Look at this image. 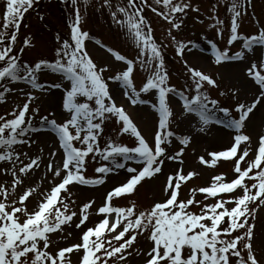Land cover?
Instances as JSON below:
<instances>
[{"label":"snow or ice","instance_id":"snow-or-ice-1","mask_svg":"<svg viewBox=\"0 0 264 264\" xmlns=\"http://www.w3.org/2000/svg\"><path fill=\"white\" fill-rule=\"evenodd\" d=\"M37 3L3 0L0 11V104L8 103L16 92L26 98L0 115V264H264V246L257 251L252 222L264 208V134L252 148L251 137L244 132L255 112L264 108V56L255 55L257 50L264 51V25L251 34L239 31L252 0H216L212 6L211 27L221 39L226 21L216 13L222 6L230 13L227 46L221 49L209 41L214 63L247 61L243 71L251 100L232 108L210 95L208 86L218 87L211 75L183 60L192 42L172 35L182 28L187 10L200 11L191 0H101L100 9L108 10L112 23L136 51L129 58L95 40L119 62L115 67L98 65L86 46L91 36L82 27L81 3L86 9L89 0H62L74 13L68 36L57 33L51 58L24 60V51L34 45L25 37L17 51L18 38L25 14ZM145 9L171 26L167 35L188 74L183 88L170 83L165 45L156 41ZM238 42L240 49L231 52ZM137 71L147 73L139 88L134 82ZM56 91L60 93L59 116L51 111L37 126L34 121L40 108H31L39 99L37 93ZM120 93L132 106H148L154 113L151 140L118 103ZM233 95L238 99L235 91ZM173 104L179 105L186 132L173 128ZM109 122L117 126L118 136L127 134L134 144L112 137L102 144ZM212 125L230 130L231 143L224 150L208 151V159L198 156V161L211 168L221 160L231 161L232 177L215 174L209 184L191 187L188 197L181 199L182 187L198 175L195 170L185 172V150L196 134L206 135ZM41 131H50L54 137L46 164L42 155L25 150L38 143L34 134ZM90 161L102 162L95 167L94 177L86 175ZM166 161L178 166L166 172ZM36 170H44L39 182L32 177ZM121 170L124 180L106 191L100 205L91 199L77 206L78 211L73 207L76 200L69 186H102L110 174L119 175ZM49 175V188L44 189ZM160 176L164 182L159 200L147 206L135 200L126 206L114 204L115 199L137 192L142 182ZM200 194L202 200L197 199ZM93 216L99 219L92 220ZM140 237L148 242L147 248L137 246Z\"/></svg>","mask_w":264,"mask_h":264},{"label":"rangeland","instance_id":"rangeland-1","mask_svg":"<svg viewBox=\"0 0 264 264\" xmlns=\"http://www.w3.org/2000/svg\"><path fill=\"white\" fill-rule=\"evenodd\" d=\"M60 1V0H55ZM256 3L252 1V5L254 7L248 9V14L243 18L241 21L242 24H252V26L255 25V19L262 18L264 19V0H254ZM150 2L154 3V0H150ZM216 2V0H191V4L193 7L197 6L201 12V16L199 17V12L192 11L191 9L187 10L186 15L183 16V26L180 30H173L172 35L177 37V40L183 41L185 43L189 42V40H192L195 38V40L200 39L203 36L206 35H213L214 37H217L219 39V36H217L216 29L211 27V24L213 21L210 19V17L213 15L212 12V6ZM53 10L47 11V9H43L46 19L44 18L43 21H40V14L33 17V24L39 28L33 31L37 44L42 43V46L44 44L46 45V48L42 52L50 51L49 47H51L53 50L56 49L57 43H56V35L57 33H61L60 35L62 37H67L66 31H64L63 27L65 26L64 22L66 21V16L70 17L71 11L68 9H61L60 5L57 2H54ZM101 3V0H89L88 6L85 9L83 3H81V9H82V15L84 17L82 21V27L85 28L89 33L90 36H95L98 39L102 40L103 42L111 45L116 50L121 52L124 55L129 56L130 58H133L136 55V51L134 48V45L132 42L125 36L124 32L117 28L116 25H114L111 21L109 12L107 9H100L99 5ZM38 10H41L40 8L34 10V13H37ZM258 13L261 15H255L253 18L252 14ZM221 19H224L226 21L225 25V32H224V38L227 39L229 32L227 31V21L230 16V13H227L224 9V7H220L218 13ZM145 15L147 17L148 22H150L154 32L153 35L158 43L161 45H165L164 47V53H165V59H166V66H172L171 68H168L171 70L172 76H174V79L176 80V83L179 82L180 77L185 78L184 80H188V74L185 68H176L178 65L174 64L172 58H175L176 52H175V45L171 41V39L167 35V30L171 27L166 21H164L162 18L156 16L154 13H152L150 10L145 9ZM26 19V18H24ZM48 21L49 23H52L53 26L56 28H59V30H62L63 32H56L51 29L44 28L42 24ZM31 28V25L29 29ZM43 29V30H42ZM249 28H246V30ZM251 28L250 30H252ZM227 36V37H226ZM224 43L226 40H222ZM193 45H195L193 47ZM86 46L88 48L89 53L94 58V62H96L98 65H113L115 67L116 64L119 62L114 61V57L106 53L104 50H102L100 47H98L96 44H94L91 41L86 42ZM210 47L207 44H190L189 49L185 51L184 54V60L188 61V64L198 68L199 70H202L205 72V74H209L217 81L218 87L212 88L211 86H208L209 93L213 98H218L221 101V105H229L230 107H233L237 102H244L246 99L250 102L251 95L247 93L248 88V82L244 75V64L245 62H236V63H230V64H221L216 65L214 62L211 61V54L209 50ZM35 51L38 54L39 53L36 49ZM168 55V57H167ZM196 55H203L206 57L205 61L203 63L199 62L200 59L196 58ZM262 55L259 54L257 57H260ZM51 58V57H49ZM251 58V57H250ZM187 74V75H186ZM138 76L143 80L147 73H144L142 71H137L135 73V81L138 83ZM47 80H51L52 77H47ZM187 82V81H183ZM179 84V83H178ZM19 87H23L21 84ZM110 87L115 88V84L110 83ZM236 92L238 94L237 96L233 95V92ZM221 92L227 93L226 96H220ZM59 96L58 103H55L54 96ZM54 94L50 95H41L37 93L39 96V99L34 102L31 105V108H35L39 106L41 108V112L45 113L46 115L49 114L51 111H55L57 113V116H59V113L61 111L60 108V93L56 91ZM53 95V97H52ZM116 99L118 103H121L125 106L127 112L133 117V121L138 125V127L142 130L143 134L146 135V137L151 140V133L152 132H146V126L141 125L139 123H142V121L147 120V118L152 119V126L151 130L153 131L156 123V117L154 116V113L148 108V106H132L129 101L124 99L122 93L118 94L116 96ZM26 102V98L19 92H16L12 94L9 97V102L6 104H0V110L4 112L10 111L13 107H15V104H23ZM173 108L176 110V116L174 117L175 123L173 125L174 130L177 132H186V121L182 120L179 112L180 108L178 104H173ZM264 110V108H263ZM31 114V113H30ZM257 111L255 114L251 117V122L247 124L246 126V132L249 133L251 137V145L252 148L256 147L257 139L261 134H264V111L261 114V116L258 118L256 116ZM10 118V117H9ZM40 118H36L34 123H38ZM115 127L116 125H112ZM111 134V131H108ZM114 133V137L117 138V133ZM222 133H227L228 142L226 144H223V138ZM231 137L232 132L230 130L224 129L220 126L212 125L208 131V133L205 134H196L194 136L192 144L185 150L184 154V170L185 172L189 170H195L198 175L194 177L191 181H189L186 185L182 187V194L181 199H186L188 197L189 189L193 186H206L210 183L211 177L215 174H226L229 179H231L233 174V162L231 163H225L219 161L217 166L215 168L203 166L198 161V156L204 155L206 159L209 157L207 156L208 151H219L226 149L230 143H231ZM123 140H121L122 143H128L126 138L122 137ZM34 139L38 141L37 144H34L31 149H28L25 147V150H27L30 155H42L43 156V163L46 164L49 159V153L53 150V148L49 147V145L54 144V137L46 131H41L39 133L34 134ZM119 141V140H118ZM44 149L43 153L39 152L40 148ZM207 150V151H206ZM251 150V149H250ZM251 152V151H250ZM251 156V155H250ZM60 159L59 154L56 157V160L58 161ZM250 159V158H248ZM99 162V161H98ZM95 163V162H94ZM100 163V162H99ZM178 165L176 162H165V168L164 170L167 172L170 169L176 168ZM201 167V168H200ZM44 175V170H36L34 173H32L33 180L36 182H39V179ZM125 173L123 170H121L119 175H112L110 174L108 177V180L106 182V185L98 188V189H85V188H79L78 186H71L70 191L72 193V198L76 200V205L73 207L77 208L79 205H82L84 202H87L88 200L95 199L97 202V205H100L103 201L104 195L107 190H110L113 185L118 184L119 181L124 180ZM51 180V176L49 175L48 179L44 181L42 187L44 189L49 188V182ZM31 182V181H29ZM163 182L164 177L160 176L158 179L155 180H146L142 182V185L138 189L137 192L132 194L131 196L124 197V198H118L116 204L117 206H126L129 204L130 201L135 200L138 205L140 206H147L151 204L153 200H159L162 195V188H163ZM94 190H99L98 193H94ZM150 192H153L154 194H151ZM156 195V196H155ZM203 194H200L197 196L198 200H202ZM150 200V202H149ZM191 210L199 212V208L193 207ZM96 217V216H93ZM92 220H98L99 217H96V219ZM255 223V238H254V245L259 252L260 248L264 246V208H261L256 213V219L252 221ZM71 230V229H69ZM55 239V237H53ZM73 240H69L67 243H72ZM65 242H61V246H63ZM141 248H147L148 242L143 238H139V244L137 245ZM73 259H75V256L73 255ZM135 260L136 258H131Z\"/></svg>","mask_w":264,"mask_h":264},{"label":"bare ground","instance_id":"bare-ground-1","mask_svg":"<svg viewBox=\"0 0 264 264\" xmlns=\"http://www.w3.org/2000/svg\"><path fill=\"white\" fill-rule=\"evenodd\" d=\"M195 57L198 58V59H200L199 62H201V63H203L205 61V59H206V57L203 56V55H196ZM56 95H57V93H56ZM52 97H53V95H52ZM54 99H55L54 100L55 103H58L59 96L58 95L56 97L54 96ZM263 111H264L263 108H259V110L257 111L256 116L259 118L261 116V114L263 113ZM139 124L146 126V128H145L146 129V132H152V130H151L152 129L151 128V126H152V119L151 118L148 117L147 120L142 121V123H139ZM226 134L227 133H222V135H221L222 138H223V144H226L228 142V138H227V135ZM98 191L99 190H94V193L96 194V193H98Z\"/></svg>","mask_w":264,"mask_h":264}]
</instances>
